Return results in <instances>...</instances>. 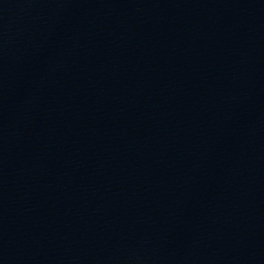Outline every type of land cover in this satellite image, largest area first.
Masks as SVG:
<instances>
[{
	"label": "water",
	"instance_id": "water-1",
	"mask_svg": "<svg viewBox=\"0 0 264 264\" xmlns=\"http://www.w3.org/2000/svg\"><path fill=\"white\" fill-rule=\"evenodd\" d=\"M0 264H264V0H0Z\"/></svg>",
	"mask_w": 264,
	"mask_h": 264
}]
</instances>
